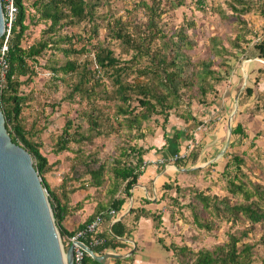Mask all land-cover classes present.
Wrapping results in <instances>:
<instances>
[{
    "label": "trees",
    "instance_id": "1",
    "mask_svg": "<svg viewBox=\"0 0 264 264\" xmlns=\"http://www.w3.org/2000/svg\"><path fill=\"white\" fill-rule=\"evenodd\" d=\"M14 2L18 13L7 40L8 70L3 80L0 75V109L5 117L6 130L13 143L24 147L32 155L34 166L48 192L55 223L65 250L69 248L68 239L86 229L101 214H103L102 225L96 233L87 235L85 243L98 256H103L107 252L119 253L127 250L129 248L127 242L142 218L152 220L155 231L161 225L162 218L161 213L140 207L132 208L128 219L116 221L118 216L125 211L124 208L129 205L131 191L144 174L146 166L144 157L152 150L151 147L146 148L145 144L140 146L131 143L134 140L145 139L146 134L141 130L143 123H149L155 116L164 115L166 119L169 118V113L181 105L184 88L197 86L202 97H205L208 94V88L214 90L216 83H221L225 79L216 68L215 59H205L196 63L192 61L189 52L193 50L194 41L188 37L185 30H180L175 35L176 39L174 36L168 37L163 33L156 22L161 16L156 0H153L151 4L146 0L140 2L147 15L145 30L140 27L130 29V24L124 22L122 17L110 20L106 27L110 39L119 42L122 53L131 56L130 60L116 57L110 47L98 43L94 49L93 59L84 62L71 59L73 56L88 52L87 44L84 43L78 47L77 43L84 39L92 41L98 36L97 13L100 8L110 5V0H14ZM199 2L200 5L203 4V1ZM237 2L245 10L236 8L234 10L243 14L247 13L249 7L247 8L246 1L237 0ZM2 4L5 10L4 0ZM183 4L184 0H173L171 7L179 8ZM31 10L34 12L32 13ZM85 22L93 28L87 39L66 33L67 28L79 26ZM39 23L46 26L42 30L40 39L25 47L24 42L30 27ZM247 36L246 30L240 28L231 42L232 48L242 52L243 43L248 42ZM5 37L4 35L0 39V49L5 42ZM76 38L79 40L76 41ZM158 42H161V45L156 47L155 44ZM213 42L216 43L215 39ZM255 48L259 52V58L264 59V41L257 44ZM214 49L216 55L221 54L217 47ZM222 50L227 52L226 49ZM46 53H49V58L44 67L52 74L54 87L59 88L66 85L69 90L66 98H78L79 104L86 105L80 116L88 125V129L83 130L80 124L77 126L80 132L71 133L75 122L67 120L54 153H74L77 162L85 168V175L89 179L74 188L73 193L79 192L80 189L88 190L91 187L96 189L100 195L105 193L104 198H108L106 202L99 200L94 214L73 229L69 228L67 220L77 209L70 207L69 197L68 194L66 196L65 190H62V195L58 196L49 188L45 179L52 168L41 151L44 145L40 136L47 130V124L42 125L38 121L40 117L34 119L30 127L24 121V112L33 107L34 98L32 92L25 93L22 87L34 82L38 76L39 59ZM134 61L136 64L144 65L135 70L132 64ZM134 73L140 81L130 79L131 74ZM105 80L111 83V89L106 86ZM248 92L251 94L250 90ZM132 101L137 102L136 108H131ZM111 102L114 104L112 105ZM105 109L114 110L115 118H122L119 126L130 132L127 134L128 140L118 148L117 155L110 160L102 161L97 157L79 156L82 151H73L71 143L92 142L94 137L104 135V129L113 128L112 122L106 125L110 122V114ZM132 132L136 135H131ZM232 133L244 134L242 123H238ZM184 135L185 132L181 131L177 136L180 138ZM163 136L167 141L168 134L165 129ZM190 156L195 164L199 151ZM232 160L235 169L241 173L243 159L234 156ZM183 161L178 159L176 166ZM171 183L163 185L164 193L173 190ZM64 184L60 186L61 189ZM227 189L232 197L238 200L232 201L229 197L206 195L203 192L195 193L191 207L193 223L198 229L210 233L217 230L219 224L223 222L234 228L243 221H248L253 226L258 224L264 226V188L253 183L247 185L238 176H234L228 179ZM176 192L181 193L182 189L176 187ZM90 196L86 198H91ZM173 202L179 203L177 198L173 199ZM81 206V203H78L75 208H81ZM111 211L115 214L111 215ZM248 234L246 230L238 233L229 232L223 244L211 250H200L197 253H192L187 246H167L164 240L158 239L159 245L156 244L158 251L155 250L150 257L156 264H166L170 258L168 254L174 252L181 264H186L185 259L188 256H192L191 259L194 257L192 262L189 259L188 264H254L253 246L242 243ZM96 240L100 243L95 246L90 245ZM145 251L143 247L137 246L133 255L125 259L115 258L111 264H134L135 257L145 255L143 254ZM84 264H107V262L101 263L90 255H86ZM262 264H264V257Z\"/></svg>",
    "mask_w": 264,
    "mask_h": 264
},
{
    "label": "rangeland",
    "instance_id": "2",
    "mask_svg": "<svg viewBox=\"0 0 264 264\" xmlns=\"http://www.w3.org/2000/svg\"><path fill=\"white\" fill-rule=\"evenodd\" d=\"M110 1V5L98 10V36L92 41L84 39L77 43L78 47L84 43L87 44L88 52L73 56L72 60L91 61L98 43L110 47L118 58L131 59V56L122 53L118 41L110 39L106 27L110 20L122 17L124 22L130 24V29L140 27L145 30L147 23L145 9L140 3L141 0ZM146 1L153 3V0ZM156 1L161 13L156 22L163 33L168 37L174 36L176 39L175 35L180 30H185L188 37L194 41L193 50L189 52L192 61L196 63L205 59H215V66L225 80L216 83L214 90L208 88V94L205 97H202L197 86L184 88L181 105L169 113V118L166 119L164 115L155 116L149 123H143L141 130L146 134L145 139L134 140L131 143L140 146L145 144L146 148L154 149L155 145L152 143L155 142L156 137L164 138V129L170 137L178 131L185 132L179 149L180 159L184 161L179 166L171 161L166 164H160L159 161L155 163L167 169L170 167L169 173L177 177L175 182L177 184L172 182L173 190L166 191L164 197L159 198L160 206L154 208L153 211L161 213V225L156 231L154 230L153 240L147 237L149 240H146V246L143 248L152 250L154 245H159L158 239H162L167 246H187L192 253H197L200 250H211L223 244L229 232L238 233L246 230L249 234L242 243L253 246L254 264H262L264 226L260 224L253 226L248 221H243L232 228L230 224L223 222L219 224L217 230L207 233L198 229L193 223L191 205L194 203L195 193L199 192L206 195L229 197L232 201L238 200L233 198L227 189L228 179L234 176H238L247 185L253 183L264 188V59L259 58V52L255 48L257 44L264 41V0H242L246 1L247 8L249 7L245 14L234 10L235 8L245 10L237 0H184L183 6L179 8L171 7L173 0ZM199 1H203V4L200 5ZM45 27L42 23L31 26L24 46L28 47L38 41ZM240 28L245 29L248 34V42L243 43L242 52L231 46ZM92 29V26L85 22L79 26L67 28L66 33L87 39ZM214 39L216 43L213 42ZM77 40L79 39L76 38ZM160 45L161 42L155 44L156 47ZM216 47L221 54L216 55L214 51ZM222 49H226L227 52ZM48 55L49 53H46L39 59L38 76L34 82L22 87L23 92H32L34 98L33 107L24 112V121L30 127L31 122L40 117L38 121L42 125L47 124V130L40 136L44 145L41 151L52 168L45 179L49 188L58 196L62 195V190H65L66 196L68 194L69 197L70 207L77 209L67 220L69 228L73 229L94 214L99 200L106 202L108 198H104L105 193L100 195L96 189L91 187L88 190L80 189L79 192L73 193L74 188L89 179L85 175V168L77 162L74 153H54L67 120L75 122L71 133L80 132L77 128L80 124L83 130L88 129V125L80 116L86 105L79 104L78 98H66L69 92L66 85L59 88L54 87L52 74L44 67L49 58ZM132 64L135 70L144 65L136 64L135 61ZM136 77L134 73L131 74L130 79L140 81ZM73 79L76 81L75 78ZM105 81L106 86L111 89V83L108 80ZM111 103L114 104V102ZM137 105L136 101L131 102L132 109ZM105 111L110 114V122L106 125L112 122L113 128L109 127L107 130L103 128L104 135L94 137L92 142L71 143L73 151H82L79 156L97 157L102 161L110 160L117 155L118 148L128 140L127 134L130 132L119 126L122 118L119 117V120L115 118L114 110L105 109ZM238 123H242L244 134L232 133ZM131 135L136 134L132 132ZM198 151L199 157L194 164L190 155ZM234 156L244 161L241 173L235 169L232 160ZM227 165L229 166L226 169ZM63 183L65 184L61 189L60 186ZM176 187H180L182 192L177 193ZM88 195H91V198L87 199ZM175 198L179 203L173 202ZM78 203H81V208H75ZM133 240L131 236L127 242L129 248L119 253L115 252V254L123 256L121 259H124V255L128 254V257L133 255L137 249V244L135 245ZM168 255L170 258L166 264H181L174 252ZM191 257L188 256L185 259L186 264L189 259L191 262L194 260V257L192 259ZM145 262L137 264H145Z\"/></svg>",
    "mask_w": 264,
    "mask_h": 264
},
{
    "label": "water",
    "instance_id": "3",
    "mask_svg": "<svg viewBox=\"0 0 264 264\" xmlns=\"http://www.w3.org/2000/svg\"><path fill=\"white\" fill-rule=\"evenodd\" d=\"M5 33L0 0V39ZM83 248L101 263L123 258L111 253L98 256L91 248ZM73 258V245L64 250L48 192L32 155L12 142L0 109V264H73Z\"/></svg>",
    "mask_w": 264,
    "mask_h": 264
},
{
    "label": "crops",
    "instance_id": "4",
    "mask_svg": "<svg viewBox=\"0 0 264 264\" xmlns=\"http://www.w3.org/2000/svg\"><path fill=\"white\" fill-rule=\"evenodd\" d=\"M181 131L176 132L172 137L168 136V140L164 139L162 136L156 137L155 142L152 143L155 145V148L152 149L147 155H145V169L144 174L140 177L138 184L133 187L131 202L125 208V211L118 216L117 220L128 219L129 212L132 208H140L144 207L148 210H154V208H158L160 206L159 198L163 196V185L166 183H170L176 181L177 177L172 176L169 173L170 167L167 169L166 167H161L155 164L160 158L170 160L181 148V141L183 140V136L178 138ZM146 201V202H145ZM154 227L153 222L150 219L142 218L134 228L132 233L134 244L137 246L144 247L146 246V240H153L154 235ZM147 237L149 239H147ZM151 242V241H149ZM148 244V243H147ZM146 251L143 253L145 255H137L135 257V264L138 262H145L156 264L153 259H151L150 255L157 250V245H154L152 250L145 249ZM111 254H115L112 252H107ZM128 258V254L124 255V259ZM115 258H108L105 262L107 264H111Z\"/></svg>",
    "mask_w": 264,
    "mask_h": 264
},
{
    "label": "built area",
    "instance_id": "5",
    "mask_svg": "<svg viewBox=\"0 0 264 264\" xmlns=\"http://www.w3.org/2000/svg\"><path fill=\"white\" fill-rule=\"evenodd\" d=\"M5 1V10H4V15H5V24H6V33H5V42L3 46L0 49V75L2 80L4 79L7 70H8V63L6 60V53L8 51L7 47V40L9 38V34L11 32V27L13 24V21L15 20V17L18 13V9L15 5L14 0H4ZM4 8V7H3ZM181 158L180 154L174 155L170 160L166 159H160L159 163L160 164H166L167 162H176L178 159ZM111 215L115 214L114 211L110 212ZM117 221V219H116ZM103 223V214L99 215L92 223H90L86 229L79 231L74 237L68 239V246L73 245L74 246V258H73V264H84V259L86 255H89L87 251L83 248V245L91 248L89 245L85 243V240L87 239V235L94 234L98 231L100 226ZM100 241L96 240L90 245H97L99 244Z\"/></svg>",
    "mask_w": 264,
    "mask_h": 264
}]
</instances>
